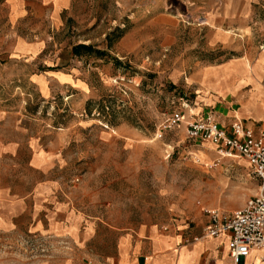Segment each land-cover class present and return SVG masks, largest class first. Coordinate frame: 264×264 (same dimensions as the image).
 Listing matches in <instances>:
<instances>
[{
  "label": "rangeland",
  "instance_id": "rangeland-1",
  "mask_svg": "<svg viewBox=\"0 0 264 264\" xmlns=\"http://www.w3.org/2000/svg\"><path fill=\"white\" fill-rule=\"evenodd\" d=\"M23 1L27 15L12 26L41 46L0 59V142L18 145L0 156V189L18 199L52 179L62 189L61 220L72 215L79 225L71 239L34 233L20 216L13 232L0 231V264H102L119 235L141 225L162 233L185 219L200 230L204 209L230 213L260 192L244 160L217 156L211 144L187 139L184 126L163 132L159 124L182 103L195 114L240 107L218 102L205 84L228 61L259 72L258 59L227 58L263 47L264 0L251 2L252 32H238L240 45L210 44L221 29L206 16L222 0H71L43 18L31 14L40 0ZM4 2L0 36L11 24ZM79 45L103 55H74ZM43 150L56 159L47 173L31 161Z\"/></svg>",
  "mask_w": 264,
  "mask_h": 264
},
{
  "label": "crops",
  "instance_id": "crops-1",
  "mask_svg": "<svg viewBox=\"0 0 264 264\" xmlns=\"http://www.w3.org/2000/svg\"><path fill=\"white\" fill-rule=\"evenodd\" d=\"M70 1L40 0V2L31 3V14L35 17L41 16V18L48 17L52 12L59 14L69 7ZM251 2L253 0H222L220 8L206 16L207 22L213 23L215 28L220 27V32H223H216L210 39V44L221 41L223 38H229L234 45H240V38L244 35L238 32L246 29L249 33L252 32L248 23L253 14ZM27 4L23 0H5L3 4L9 7L11 15L9 30L0 36V59H5V63L18 59L19 55L30 56L41 46L38 40L34 41L27 36L19 37L12 26L27 15ZM260 30L264 36V25ZM229 32L233 35H228ZM261 47L255 53L239 54L227 58L258 59L259 72L254 67L249 71L245 64L236 67L232 61H228L222 65L220 75L210 79L207 85L205 84L207 92L218 95V102L226 101L228 104L230 99H235L237 100L235 102L240 104L239 108L229 110L231 107L224 106L219 109L220 113L204 114L200 112L195 114V111L190 109L193 114L189 111V116L197 119L213 114L221 124H228L234 119H239L253 130H264V86L260 82V76L264 77V43ZM248 87H250L249 90L243 92ZM255 124L260 126L256 128ZM17 150L18 145L14 142L6 144L0 142V156L15 155ZM31 161L47 173L55 166L56 159L55 154L43 150L42 153L39 151L33 153ZM61 194V186L52 179L36 184L31 194L18 199H12L6 190L0 189V231L13 232L16 229V219L27 215L32 221L31 230L34 233H58L67 235L71 239L76 238L78 221L72 215H68L65 221L60 218L66 210L64 203L59 200L62 198ZM205 218L202 228L207 223V217ZM188 220L185 219L180 225L178 220L171 221L167 224V231L161 229L162 233L141 225L132 233L117 236L113 254L105 257L102 264H231L227 255L225 237H203L194 242L193 237L200 236L202 228L196 229ZM263 255L264 251L252 249L241 264H264ZM47 264L63 263L50 262Z\"/></svg>",
  "mask_w": 264,
  "mask_h": 264
},
{
  "label": "built area",
  "instance_id": "built-area-1",
  "mask_svg": "<svg viewBox=\"0 0 264 264\" xmlns=\"http://www.w3.org/2000/svg\"><path fill=\"white\" fill-rule=\"evenodd\" d=\"M187 107L182 103L181 109L166 115L159 130L166 132L184 126L187 139L211 144L219 157L241 158L261 181L260 192L240 209L230 213L204 209L207 223L201 235L192 239L195 242L203 237H225L231 264H241L252 249L264 251V130H253L239 119L221 124L213 114L192 119L189 110L184 111ZM161 229L167 231L168 226Z\"/></svg>",
  "mask_w": 264,
  "mask_h": 264
},
{
  "label": "trees",
  "instance_id": "trees-1",
  "mask_svg": "<svg viewBox=\"0 0 264 264\" xmlns=\"http://www.w3.org/2000/svg\"><path fill=\"white\" fill-rule=\"evenodd\" d=\"M81 51H84L88 54L95 53L97 55H103V52L97 51V50L93 49L91 46L79 45V46H76L72 49V52L74 55H81Z\"/></svg>",
  "mask_w": 264,
  "mask_h": 264
},
{
  "label": "bare ground",
  "instance_id": "bare-ground-1",
  "mask_svg": "<svg viewBox=\"0 0 264 264\" xmlns=\"http://www.w3.org/2000/svg\"><path fill=\"white\" fill-rule=\"evenodd\" d=\"M246 67H247V66H246ZM242 68H243V67H242ZM239 70H240V69H239ZM243 70H244V68H243ZM243 70H242V71H243ZM242 73H243V72H242ZM189 110H190V109H189ZM190 113H192L191 110H190ZM192 114H193V113H192ZM213 164H214V163H213Z\"/></svg>",
  "mask_w": 264,
  "mask_h": 264
}]
</instances>
